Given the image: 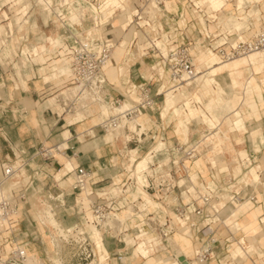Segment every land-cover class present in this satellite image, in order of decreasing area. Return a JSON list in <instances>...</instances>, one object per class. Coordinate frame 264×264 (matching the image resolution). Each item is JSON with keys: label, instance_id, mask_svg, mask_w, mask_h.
I'll use <instances>...</instances> for the list:
<instances>
[{"label": "crops", "instance_id": "1", "mask_svg": "<svg viewBox=\"0 0 264 264\" xmlns=\"http://www.w3.org/2000/svg\"><path fill=\"white\" fill-rule=\"evenodd\" d=\"M26 1L27 4L23 3L19 11L23 19L20 23H15L14 28H10L9 22L5 21L6 18H0V26L5 28V31L1 30L0 33L2 41V44L0 43V105L6 107L5 111L0 108V161L13 159L14 152L21 148L32 154L42 144H58L63 147L58 153L61 157L56 156L46 160L36 156L30 160L29 170L35 172L36 176L45 183L46 188L53 192L57 193L59 188H62L66 195L64 201L70 204L68 209L75 211L77 207L78 213L75 215L77 218H81L82 213L90 208L87 197L78 196L80 199L76 201L71 199L76 196H73L76 192L71 184L75 178V170L80 166L90 171V185H93L94 189H100L105 185L110 190L114 188L113 190L117 192L118 188L128 186L129 193L118 194V204H116L118 213L126 209L123 208L125 203L139 197L140 202L147 203L149 211H159L174 216L176 203L181 200L188 201L193 194L187 193L185 188L195 187L199 190L203 183L211 180V173L216 175L217 183L221 187L218 191L219 201H226L229 192L223 184L227 181V175H237L239 167L240 172L242 169L244 171L242 165L236 163L235 158L238 155L248 154L253 159L250 169L252 176L254 180L260 176V182L256 184L253 182L248 189L240 181V184L236 183V186H241L242 196L247 198L237 209L228 205L222 212L225 215L234 212L232 217L237 223L233 226L240 228L236 237L244 240L245 249L237 246L231 253L244 256L241 263L247 257L249 260L246 264H259L264 259V54L257 52L224 61L214 48L225 40L233 42L240 37L249 38L264 28V0H223V4L217 9L214 8L211 0H167L162 9L160 22L164 28L163 32L169 37V44H186L190 49L197 48L203 43L209 45L207 51L198 55L200 63L196 80L201 84L204 92L193 93V97L198 101L204 93L215 94L207 99L205 104L209 113L201 106H192L191 98L186 96L181 106L174 103L169 109V111L172 109V114L177 116V119H173L172 114L164 119L162 115L169 113L167 111L164 114L168 91L165 92L161 73L156 69L161 63L158 56L149 50L145 39L141 41L138 36L134 39V35L127 40L126 45L130 48L123 53L121 47H124V42L113 37L118 39L121 47L118 46L120 48L116 52L114 50L105 68L110 99H122L124 96L128 99L134 96L128 90H133V86L140 83L151 85L149 91L155 95V107L145 111L137 119L140 125L138 129L141 128L142 131L140 142L135 137L127 142L121 137L122 135L117 137L115 132L105 130L99 124L104 117L100 118L99 112L107 115L108 109L100 111L97 104L90 109L93 113L86 109L87 111L75 114L64 113L62 107L51 103L50 99L53 96L48 98L49 95L73 82L69 52L74 41L63 22L62 34L58 36L49 34L48 26L53 24L50 15L54 13L58 16L62 0H51L53 2L51 7H48L46 2L48 0H44L43 9L38 7L40 4L35 0ZM70 1L75 3L69 17L70 25L73 27L72 22L83 16L84 5L82 0ZM78 1L81 2L80 5ZM104 1L102 10L111 6L121 8L124 14L121 27L127 28L133 18V11L126 6L127 0ZM8 2L0 5V11ZM206 2L210 6L202 7V3ZM93 7L98 11L97 6L93 5ZM109 10L108 12H113V9ZM84 18L86 19L85 15ZM86 21L84 25L88 26ZM22 25L26 27L23 32L19 31ZM206 34L210 37L207 38ZM42 35L47 37L46 43L48 41L51 44L58 43L52 52L47 49L46 53H42L43 46H35L41 43ZM4 42H7L12 49L1 48ZM56 47L57 51H55ZM37 55L40 60L35 62L33 58ZM56 57L59 59H55ZM119 59L122 61L119 62ZM19 61H24L25 66L17 70L15 65ZM26 61H29L28 64ZM58 61L64 64L54 65L52 72L46 71L49 64ZM203 65H207L206 72L202 70ZM162 66L161 68L168 72L166 67ZM218 76H222L220 82ZM69 87L64 88L63 91ZM185 87L186 85H182L177 89L180 98L185 95ZM174 91L172 90L173 93ZM174 98L176 102L175 94ZM218 100H224L229 111L221 117L213 112L212 107ZM96 110L99 112L95 114ZM200 115L207 123L203 129L196 128L195 120ZM191 120L193 121L190 122ZM180 137L185 141L180 140ZM199 138L208 141L212 146L202 149L197 158L188 161L187 174L182 170L173 172L175 181L184 183V187L175 188L170 198L165 199L162 195L141 187L144 173L137 174L139 186H134L136 184L127 180L128 174L124 171L122 162L128 153L132 162L136 160L137 151L142 154L148 153L141 159L146 157L150 162L149 152L152 151L154 161L161 163L165 170L171 168L174 170L172 161L179 153L173 148L177 144L195 142ZM128 148L130 149L127 150ZM127 166L131 168L132 165L129 163ZM257 169L260 175L256 172ZM118 179L120 185H117ZM155 206L158 208H154ZM25 211L23 207L20 219ZM182 222L185 224L184 221ZM127 226L129 227L126 234L133 237L140 233L139 218L130 219ZM35 232L36 237L27 234L30 235L28 239H31L28 251L47 261L46 240L41 232L37 230ZM150 235L148 233L147 238L152 241ZM219 235L225 239L228 230L221 227ZM204 240L205 237L200 232L175 227L170 239L160 243L156 248L158 252L156 256H153L154 250H149L147 246H145L147 253L141 254L142 256L135 254L131 248L128 249L129 252L125 251L129 247L118 240L108 241L107 248L104 245L102 247L110 255L109 264H201L190 259ZM222 252L221 256L225 254L224 250ZM182 256L186 262L180 260Z\"/></svg>", "mask_w": 264, "mask_h": 264}, {"label": "built area", "instance_id": "2", "mask_svg": "<svg viewBox=\"0 0 264 264\" xmlns=\"http://www.w3.org/2000/svg\"><path fill=\"white\" fill-rule=\"evenodd\" d=\"M130 1L134 3L136 8L133 11V18L128 26L134 24L137 28L143 29L144 37L149 42V50L154 55L160 57V61L167 68L171 80L174 83L172 86L173 90H177L178 85L184 81V77L188 76L193 78L195 76V55H193L188 45H171L169 44L168 36L162 38L164 28L161 22L157 21L161 17H155L153 14L150 15L149 10L153 2L157 4L158 9H161V7L165 6L167 0ZM46 2L48 7H51L53 4L51 0ZM73 4L70 0H62L60 4L61 10L57 14L72 34L74 41L69 53L73 81L76 83L75 86L79 87L78 96L72 100L66 99V97L60 98L61 100L56 104L63 108L64 113H68L73 111V107L80 100H82L85 109L93 102L121 103V101L125 100V96L122 99H110L107 91L108 80L105 75V68L112 57L114 48L120 42L117 43L118 39L116 38L102 36L96 32L95 27L102 26L108 23L109 20H104L105 22H103L102 18H92L91 16L85 19L84 15L86 14L83 13V16L77 21L72 22L73 27L68 25L65 22L67 17L66 9H71ZM102 5L99 4L97 6V13H103L105 11L102 10ZM194 5L196 6V4ZM114 7L111 6L108 8L113 9V12H109L110 15H107V19L112 18L113 13L118 9V7ZM87 19L93 20L94 28H80L81 31H79L77 27H81ZM153 25L155 27L152 28ZM147 28L150 29L148 30ZM134 34L135 39L137 38L136 32ZM206 36L207 38L210 37L209 34H206ZM158 39L163 40L166 44L165 46H168L166 53L157 44ZM214 49L217 50L223 60H230L257 50L264 51V28L246 39L240 37L233 42L225 40L219 43ZM150 86L146 83L133 86V90H128L129 93L132 92L135 95V97L130 96V104H126L118 113H111L105 116L99 124L107 131H123V134L125 133L126 135L125 140L127 142L132 141L134 137L140 142V137L142 136L141 128L138 129L140 125L137 123L135 128H131L130 122H134L145 111L155 107V95L149 91ZM0 108L2 111L6 110V107L2 105H0ZM120 124H123V127ZM121 134L122 132L116 136L118 137ZM202 139L199 138L197 141L191 143L183 142L173 148L174 151L179 153L178 157L172 161L174 170L173 168L165 170L161 163L154 160L151 163L149 162L148 166L143 170L145 177L141 183V187L156 192L165 199L171 197L175 188L184 187V183L175 181L173 172L177 173L179 170H182L185 174L188 173V161L197 158L201 154L202 149L210 146V143L206 144V141ZM61 150V146L58 144H42L32 154H28L25 149L21 148L14 152L13 162L0 164L2 173V179H0V192H2L0 193V264H26L28 244L21 237L24 229L20 225V212L23 204L27 200V190L29 191L32 182L37 179V176H35L36 173L29 170V162L36 156H41L46 160L53 159ZM149 154H152V151ZM235 161L237 164L242 165L244 171L242 169L237 175H227V181L223 184V187L229 192L227 200L223 202L219 201L218 191L221 187L217 183L216 175L211 173L209 183H203L199 190L195 187L185 188L187 193L190 194L192 192L193 194L189 197L188 201L181 200L175 205L174 215L177 218L178 225L173 222V216L159 211H149L150 208L145 203L140 202L139 197L128 201L127 204L125 203L127 208L129 206L132 207L134 212H132L133 217L139 218L141 224L140 233L132 237V240H135L133 245L137 248L140 244H143L147 248L156 250L160 243L170 239V235L174 232L175 227L187 228L188 231L200 232L205 237L203 243L195 250V256L199 263L209 264L216 261L219 264H240L243 256L233 255L230 252V248L231 244L235 242L242 249H245L243 245L244 240L242 238L237 239L236 237L237 231L240 228L233 226L237 223L232 217L234 216V212L225 215L222 210L228 205L233 209H237L242 201L247 198L242 196L241 186H236V183H241H239L240 179L238 177L247 173L246 171L253 165V159L250 155L246 154L238 155ZM213 167H216V165ZM124 171L128 174L127 180L139 185L137 176L134 177L130 173L131 168H125ZM256 172L260 175L258 169ZM13 179L16 181L12 189L10 192H5L3 187L4 183L7 180ZM90 180V171L83 166L77 167L71 187L75 191L82 192L87 189ZM256 180H260V176ZM256 180L253 181L255 184L260 182ZM241 184L244 187L253 185V183L246 182ZM117 185H120V181ZM95 192L97 191L91 187L89 192H87L86 197L90 202V208L88 211L82 213V222L80 224L67 227L56 225L57 236L55 239L53 238L55 240L54 249L57 251V254H60L58 259L61 261V264H109L110 255L109 253H103L104 257L101 256L95 236L96 231L99 232L101 229L104 234L121 241L119 236L123 233L122 227H119L118 224H112L113 226H110L108 223L110 221L112 223L113 216L118 214L119 209L116 206L118 204V194L129 193L128 186L118 188L117 192L113 189L104 190L101 194ZM55 196L56 198L62 196L61 202H64L63 194H56ZM252 198L254 199V197ZM219 202L222 203L219 205ZM154 208H158V206ZM143 227L145 230H143ZM221 227L228 230V236L225 239H222L219 235ZM148 233L149 235L152 234V236L150 235L152 241L149 243L144 241V237L146 235L148 236ZM100 242L104 245L102 237ZM222 250L225 251L223 256H221L223 253ZM227 256L228 258H226ZM259 264H264V259Z\"/></svg>", "mask_w": 264, "mask_h": 264}, {"label": "rangeland", "instance_id": "3", "mask_svg": "<svg viewBox=\"0 0 264 264\" xmlns=\"http://www.w3.org/2000/svg\"><path fill=\"white\" fill-rule=\"evenodd\" d=\"M7 1H9V2L6 3V5H4L3 9H1V11H0V18H6L5 21L9 22V25L11 26L10 28L12 29V27L14 28L13 25H15V23H20V21L23 19L21 17V14H19L20 6L23 3L27 4V1L26 0H1L0 1V5L2 3L7 2ZM35 1H36V3L40 4L38 7H40L41 9L44 8V5H45L44 0H35ZM124 1H126V0H124ZM82 3L84 5L83 13L86 14L85 16L87 18L89 16H91L92 18H95V17L96 18H102L103 21L104 20H109L108 23H106V24H104L102 26H99V27H95V30H96L97 33H99L102 36H106V37H110V38L116 37V38L121 39V41L124 42V44H125L124 47H121L120 46L121 43H120L114 48L115 52L117 50H119L118 48H120V47L122 48L123 53L127 52V50L130 48V47H128L126 45V44H128L127 40L132 35H135L134 34L135 32H136V35L139 37V39L141 38V41L143 39H145V41L147 42V39L144 37L143 29L137 28L134 24H132L131 26H127L126 29H123L121 27V20H123V16H124L123 12H121V8H118L115 11V13H113L112 18L107 19V15L109 14V12H108L109 9H106L105 11H103V13H97L95 8L93 7V5L98 6L99 4H103L104 0H97V1L96 0H88V1L82 0ZM78 4L80 5L81 2L78 1ZM207 5L210 6L208 4V2L202 3V7L207 6ZM74 6H75V3L73 4L72 7H74ZM126 6H128V8L131 11H134L135 8H136L134 3L132 1H130V0H127ZM72 7H71V9H72ZM115 7H117V6H115ZM163 8L164 7H161V9H158L157 5L152 3L151 7H150V10H149L150 11V15L153 14V15H155V17H161ZM71 9L70 8L66 9V16L67 17L65 19V22H67L68 25H70V23H71V21L69 19V15H70L69 12L71 11ZM210 9H209V11H210ZM59 11L60 10L58 9V12ZM213 13L216 14L217 12L216 13L213 12ZM213 17H215V16H213ZM50 18H51V21H52L53 24L48 26V30L50 32L49 34L50 35L55 34L56 36L62 34V30H64L63 29L64 26H62V20H60L59 17L56 14H54V13H52L50 15ZM160 20L158 19L157 21L160 22ZM86 22H88L89 25L87 26V25L83 24L81 27H77L79 29V31H81L80 28L81 29H84V28L87 29L89 27H93L94 28L92 19H90L89 21H86ZM203 23H204V21H203ZM153 27H155V25H153L152 28ZM147 29L149 30L150 28H147ZM1 30L5 31L4 26H0V33H1ZM25 30H26L25 25L20 26L19 31L23 32ZM144 30H145V28H144ZM164 36H166V32L162 33V38ZM46 38L47 37L45 35H42L41 36V39H42L41 43L35 44V46L36 45L37 46L38 45L39 46H41V45L43 46V52L42 53H46V51H48V50H50L52 52L54 50V46H56L58 44V43L51 44L49 41L46 43V41H45ZM245 39H246V37H245ZM0 43L2 44L1 40H0ZM117 43H119L118 40H117ZM147 43L149 44V42H147ZM157 44L162 48L164 53H166L168 51V46H165L166 44L164 43L163 40L158 39ZM118 46H120V47H118ZM3 47H5L7 50H11L12 49L11 46H9L7 42H4V44L1 46V48H3ZM208 49H209V45H206V43L200 44L197 48H195V47L191 48V52L193 53V55H195V69L196 70L198 69V66H199V63H200V61L198 60V55L201 52H203V51H207ZM55 51H57V47L55 48ZM214 51L218 54L217 50L214 49ZM238 57H240V56H238ZM158 58L160 60V57H158ZM55 59H59V57H56ZM122 59H119L120 60L119 62H121ZM39 60H40V57L38 55L33 58V61H35V62H38ZM28 62L29 61H26L27 64H28ZM46 64H48V63H46ZM63 64L64 63H62L60 61H58L56 63L53 62V63L48 65L46 71L47 72L48 71L52 72L54 65L60 66V65H63ZM66 64H69V63H66ZM162 65L163 64L161 62L160 64H158V67H156V69H158V72L161 73V75H160L161 81H162V84L165 85V90H166L165 92H167L170 89H172V86H173L174 83L171 80L170 74L168 72L164 71V69L161 68ZM24 66H25L24 61H19L15 65L17 70L19 68L24 67ZM206 66L203 65V67H202V70L205 71V72L208 70V69H206ZM166 70H167V68H166ZM220 77H222V76H218L219 82L221 81ZM194 78L195 77L191 78L190 80H192V81L189 84L186 85L185 90H184V94L185 95L183 96V98H180L179 95H177V92H178L177 90L174 91L173 94H175V96H176V104H177V106H181L183 104L184 100H185L184 97L189 96L191 98V105L192 106H201L207 113H209V110L206 108L205 104L215 94L214 93H209V94L208 93H204V94H202L201 100L198 101L195 97H193V93L196 92V91H198L199 93H202V92H204V90L200 86L201 84H199V82L197 80H195ZM183 83H186V80L183 81ZM75 85H76V83H75V81H73L72 83H69L68 85H65V87H62V88L58 89L57 91H55L53 94L49 95L48 98L51 97V96L56 95L59 92H61L66 87L75 86ZM213 86H215V85H213ZM63 97H65V96L61 95L59 98H63ZM132 97H135V95L132 96ZM68 98H73V96L68 97ZM164 98H165V96H164ZM169 98H171V97H167V95H166V100L169 99ZM129 100H130V97H128V99H125V100L121 101V103H108V104H110L109 106L110 107L112 106L111 108H113V106H116V105H126L128 103L130 104ZM59 101H57L56 103H59ZM173 102L175 103V99H173ZM104 103H107V102H103V104H101V105L98 104V103L93 102L86 109H88L90 111V113H93V112H91L90 109L94 108L96 106V104H97V106L100 109V111H102V110H104V108H103ZM79 105H80V109L84 112L86 110L84 108V106L79 103L78 107H79ZM212 107H213V112L219 114L220 115L219 117H221L222 115L227 114L229 112L228 109H227V105L224 104V100H220V101L218 100V102H215V104H213ZM108 111H109L110 114L112 113V109H109ZM98 112L99 111L96 110V112H94V113L96 114ZM99 114H100V118H101V116L102 117L103 116L104 117L107 116L105 114H102L101 112H99ZM170 114H172V109L169 111V113H167L165 115H162V116H163L164 119H167V117H169ZM172 118L173 119H177V116L175 117L174 114H172ZM203 119H204V117L201 116V115L199 117H196V120H195V123L197 124L196 128L203 129L204 127H206L207 123ZM192 121L193 120H191L190 122H192ZM133 123H131V126H132ZM132 128H135V127H132ZM120 132L121 131L116 130L115 134L118 135ZM121 135H122L121 137L123 139H126L125 133L121 134ZM180 140L185 141V139H183L181 137H180ZM207 143H209V142L206 141V144ZM155 144H157V143H155ZM210 146H212V145L210 144ZM129 149L130 148H128L127 150H129ZM146 155H148V153H143L142 154V153L137 151L135 153V159L136 160L134 162H132L131 160H129L130 159V154L128 153V155L124 156V159H123V162H122L123 165H124V169L125 168L128 169L127 165L129 163L132 165V163H133V166H131V172L130 173L132 174V176L136 177L137 173L135 172L134 164L138 160H140L143 156H146ZM56 156L61 157V155H58V153L56 154ZM150 156H151V160H150V163H151V161H153L154 158L152 157V154H150ZM13 160H14V156H13V159L6 160V161H0V164L13 162ZM251 168H252V166H250V168L246 171L247 173L245 175L242 174L241 176L238 177V179H240L241 183H245V182L246 183H253L254 178H253L252 172L250 170ZM239 172H240V167L238 169V172H236V173H239ZM144 177H145V175H144ZM0 179H2L1 168H0ZM15 181H16L15 179L7 180L4 183L3 187L6 188L8 186H13ZM28 181H30V180H28ZM256 181H259V180H256ZM137 185H134V186H137ZM90 187L92 189H94L93 185L91 186L90 184H88L87 185V189L88 190L85 191L86 190L85 189L84 191H82V194L80 193L81 191H75L76 193H74L73 196H75V195L76 196L71 198L72 201H76L77 199H80V198H78V196L79 197L84 196V198H85L86 195H87V192H89V190H90ZM61 189L62 188H59V191L57 193L53 192L52 190L46 188L45 183L42 180H40V178L37 176V179L34 182H32V184H31V186L29 188V191L27 190V200L23 204V207L25 208L26 211L22 214L23 216L21 217V221H23V223L20 224V225H21L22 228H24V230H23L24 232L21 234V237L22 238L24 237L25 238L24 241H26V243L29 245V244H31L30 243L31 239H28V236L31 235V237H36L37 235H36L35 230H37L38 232H41V234H43V236H44V238L46 240V247H48L47 250H46L47 251L48 260L47 261L44 260L47 264H55V258H58L60 256V254L59 253L57 254V251L54 248H52V245H51V240L57 236L56 235L57 226L55 224L51 223L50 218L53 217L54 219H56L57 223H58L57 225H61L62 227H67V226L74 225V224H80L82 222L81 218H79V217L77 218L75 216L78 213L77 212V210H78L77 207H75L76 208L75 211L74 210L71 211L70 209H68L70 207L69 206L70 204L68 205V203L65 202V201L61 202L62 201V196L60 198L59 197L56 198V196H55L56 194H60V195L63 194V197L65 199V197H66L65 192H64V190H61ZM108 189H109L108 187L103 185L102 188L95 189V191H97L95 193L101 194L104 190H108ZM246 189H248V187H246ZM221 203L222 202H219V205ZM71 204H74V203H71ZM23 207H22L21 212H23ZM129 207L132 209L131 206H129ZM123 208H127V206H124ZM133 209H134V207H133ZM131 211L133 212V210H131ZM134 211H135V209H134ZM114 217H116V214L113 216L112 223L110 221L108 224L110 226L118 224L119 227L120 226L122 227L123 233H121V235L119 236V238L121 239V244L123 243V245H127V247H129L125 251H128V249L131 248V249L134 250L135 254L146 255L147 252H146L145 249H147V248L145 246H143V244H140L136 248V246L133 245L135 240H132V236L131 235L126 234L128 231L125 230V229H127L129 227V226H127V222L130 221V219H132L134 217H131V218L127 217V219H124V221L123 220H119V219L114 218ZM115 219H117V220H115ZM172 220H173V222L175 224L178 225V221H177V218L175 217V215L173 216ZM87 226L90 227V225H88V224H87ZM45 233H46V235H45ZM27 234H30V235H27ZM99 234L103 238V243H104V246L106 248H107V242L108 241L117 240L116 238H112V240H111L110 239L111 237H109L108 235L104 234L102 229L99 231ZM146 236L144 238H145V240H148V238ZM118 242H119V240H118ZM146 242L149 243L150 241H146ZM237 246H240V245L238 243L233 242V244H231L230 252H232ZM153 253H155V254H153V256H156L158 254V252H156V250H154ZM176 253H177V255L179 254L178 250H176ZM29 254L31 255L30 258H41V257L37 256L35 253H33L32 251H29ZM191 257L192 258L190 260H196L197 261V258L195 256V254H193ZM177 259H174V260L177 261ZM40 260L43 262L42 259H40ZM170 260H173V259H170ZM248 260H249V258L246 257L243 260V263H241V264H246V262ZM209 264H217V263H216V261H213L212 263H209Z\"/></svg>", "mask_w": 264, "mask_h": 264}, {"label": "bare ground", "instance_id": "4", "mask_svg": "<svg viewBox=\"0 0 264 264\" xmlns=\"http://www.w3.org/2000/svg\"><path fill=\"white\" fill-rule=\"evenodd\" d=\"M124 1V0H123ZM211 2H212V5L214 6V8L215 9H217V8H219L222 4H223V0H211ZM153 4H155V5H157L155 2H153ZM122 45H124V44H122ZM257 52H259V53H263L264 54V51L263 50H257V51H253V52H250V53H248V54H246V55H243V56H247V55H250V54H252V53H257ZM241 57V56H240ZM236 58H238V57H236ZM236 58H233V59H236ZM233 59H230V60H233ZM230 60H224V61H230ZM198 75H199V70L197 69L196 70V74H195V80H196V78L198 77ZM192 77H188V76H186V77H184L183 78V80L185 81L186 80V83H183V81L178 85V87H177V89L179 88V87H181L182 85H187V84H189L192 80H190ZM165 87V86H164ZM78 89H79V87L78 86H73V87H70V88H67L66 90H62V92H59L58 94H56V95H54L51 99H50V101H51V103L52 104H56V102L57 101H59V100H61L59 97L61 96V95H63V96H65L66 97V99H69V100H72L74 97H76V96H78ZM172 90H173V88H172ZM172 90L170 89L168 92H167V96L168 97H171V98H169V99H167V101H166V105H165V111H164V114L165 113H167V111H169V109L172 107V106H174V102H173V99H175L174 98V94H173V92H172ZM179 94V93H178ZM89 95H91L90 93H89ZM71 96H73V98H68V97H71ZM82 101V100H81ZM81 101H79V103L80 104H82L83 105V103L81 102ZM68 103H69V101H68ZM79 103H77L74 107H73V111H70V113H75V114H79L80 113V111H82L81 109H80V105H79V107H78V104ZM176 103V102H175ZM98 104H103V102H98ZM125 104V103H124ZM81 105V106H82ZM110 104H107V103H104V106H103V108H104V110L105 109H112V113H118L119 111H121L122 109H123V107L125 106V105H116V106H113V108H111L110 106H109ZM84 106V105H83ZM82 106V107H83ZM87 111V110H86ZM178 112V111H177ZM110 113H109V111H108V114L107 115H109ZM186 117V116H185ZM186 121V120H185ZM131 123H133V121L132 122H130V127L132 128V127H136V124H137V120H135L134 121V123L132 124V126H131ZM186 125V124H185ZM120 126L121 127H123V124H120ZM122 132V134H123V131H121ZM61 148H63V147H61ZM134 150H136V149H134ZM132 155V154H131ZM149 161H148V159L145 157V158H143V159H140V160H138L136 163H135V166H136V173L138 174V175H141L142 173H143V170L147 167V163H148ZM118 181H119V179H118ZM12 189V186H8V187H6V188H4V191L5 192H10V190ZM0 193H2V192H0ZM147 204V203H146ZM132 209L130 208V207H128V208H126V209H124L122 212H120V213H118V214H116V217H114V218H117V219H119V220H123L124 221V219H127V217H129V218H131V217H133V215H132V211H131ZM47 211V210H46ZM40 215V214H39ZM117 219H115V220H117ZM118 220V221H119ZM50 221H51V223H53V224H55V225H57L58 223H57V220L56 219H54L53 217H51L50 218ZM120 223V222H119ZM95 236H96V239H97V242H98V246H99V251H100V253H101V256L102 257H104V254L103 253H105V254H107V252L104 250V248L102 247L103 246V244L100 242V240H101V236H100V234H99V232H97L96 231V234H95ZM55 239V238H54ZM54 239H52L51 240V245H52V248H54V244H55V240ZM56 243H57V241H56ZM175 245V244H174ZM149 250H150V248H148ZM152 250V249H151ZM31 254V253H30ZM29 254V251H28V258H27V260H26V264H46V262L43 260V258H30V256L32 255H30ZM40 259H42L43 260V262L40 260ZM183 262H186V261H183ZM55 264H61V261L58 259V258H55Z\"/></svg>", "mask_w": 264, "mask_h": 264}, {"label": "water", "instance_id": "5", "mask_svg": "<svg viewBox=\"0 0 264 264\" xmlns=\"http://www.w3.org/2000/svg\"><path fill=\"white\" fill-rule=\"evenodd\" d=\"M180 260L181 261H185V258L182 256V257H180Z\"/></svg>", "mask_w": 264, "mask_h": 264}]
</instances>
